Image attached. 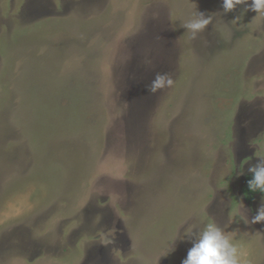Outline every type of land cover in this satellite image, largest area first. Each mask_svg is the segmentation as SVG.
<instances>
[{
  "label": "rangeland",
  "instance_id": "obj_1",
  "mask_svg": "<svg viewBox=\"0 0 264 264\" xmlns=\"http://www.w3.org/2000/svg\"><path fill=\"white\" fill-rule=\"evenodd\" d=\"M222 3L0 0V264H182L208 220L264 264V18Z\"/></svg>",
  "mask_w": 264,
  "mask_h": 264
},
{
  "label": "clouds",
  "instance_id": "obj_2",
  "mask_svg": "<svg viewBox=\"0 0 264 264\" xmlns=\"http://www.w3.org/2000/svg\"><path fill=\"white\" fill-rule=\"evenodd\" d=\"M240 5L246 6L245 11L250 9L257 13L254 20L264 18V0H250V2L249 0H223L222 3L225 13ZM214 14L206 15L197 10L181 26L191 33L192 39H195L205 31L208 25L213 23ZM173 83L174 81L169 74L158 73L148 86V91L156 93L159 90L171 88ZM248 171L252 173V179L248 181L249 190L264 193V156H261L255 164L250 166ZM238 174L243 175V168ZM232 214L245 225L264 223V202L261 203L257 214L251 219H249L242 201H237L233 205ZM179 240H189L192 243L182 264H247L243 245L238 241L231 240L223 229L211 220L205 222L202 227L187 228L184 236ZM174 250L175 248L171 252Z\"/></svg>",
  "mask_w": 264,
  "mask_h": 264
},
{
  "label": "trees",
  "instance_id": "obj_3",
  "mask_svg": "<svg viewBox=\"0 0 264 264\" xmlns=\"http://www.w3.org/2000/svg\"><path fill=\"white\" fill-rule=\"evenodd\" d=\"M252 179V176L249 177V180ZM244 193L246 194L247 198L251 201L252 200V194L256 193V192H251L248 188V183L247 186L244 188Z\"/></svg>",
  "mask_w": 264,
  "mask_h": 264
}]
</instances>
